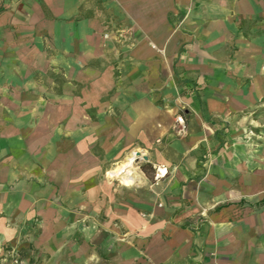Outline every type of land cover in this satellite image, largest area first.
I'll return each mask as SVG.
<instances>
[{"label": "crops", "instance_id": "obj_1", "mask_svg": "<svg viewBox=\"0 0 264 264\" xmlns=\"http://www.w3.org/2000/svg\"><path fill=\"white\" fill-rule=\"evenodd\" d=\"M3 29L1 239L40 204L86 218L69 264H264V0H12Z\"/></svg>", "mask_w": 264, "mask_h": 264}, {"label": "rangeland", "instance_id": "obj_2", "mask_svg": "<svg viewBox=\"0 0 264 264\" xmlns=\"http://www.w3.org/2000/svg\"><path fill=\"white\" fill-rule=\"evenodd\" d=\"M11 2L12 0H0V18L2 17L3 22ZM5 32V29L0 32V39L2 41L4 40ZM4 50V46H0V59L3 61L1 64L5 66L6 58L3 55ZM34 76L37 77V73ZM5 78V71L1 69L0 84L3 83ZM4 109L5 102L0 98V112ZM250 110V118H252L254 123L251 126L253 127V131H248V136L252 138H264V103H256ZM0 120L6 121V117L1 116ZM106 174L107 172L104 170L101 171L103 178L106 177ZM110 180H114L113 183L115 185H122L117 179ZM33 198L35 200L36 196L34 195ZM51 202V206H53V200ZM40 208L43 207L38 204L31 209L33 213L27 220L18 224V229L14 232L13 236L7 240L0 238V264H69L71 245L77 244L78 247H81L85 244L89 227H87L84 215L80 216V223L76 229L69 230L62 227V236L57 238L56 234L60 233V230H54L53 227L50 230L43 228V219L39 212ZM92 227L95 226L93 225ZM44 237L47 238L44 239Z\"/></svg>", "mask_w": 264, "mask_h": 264}, {"label": "bare ground", "instance_id": "obj_3", "mask_svg": "<svg viewBox=\"0 0 264 264\" xmlns=\"http://www.w3.org/2000/svg\"><path fill=\"white\" fill-rule=\"evenodd\" d=\"M136 157L138 153L135 154ZM135 155L131 154L127 156L126 160L116 166L114 169L107 172L106 177L109 179H117L124 186H129L132 184V178L128 175L133 167V162L135 159Z\"/></svg>", "mask_w": 264, "mask_h": 264}, {"label": "built area", "instance_id": "obj_4", "mask_svg": "<svg viewBox=\"0 0 264 264\" xmlns=\"http://www.w3.org/2000/svg\"><path fill=\"white\" fill-rule=\"evenodd\" d=\"M176 123L181 127L180 128V131H184V120H183V117L182 116H178L176 118ZM157 174L161 177H164L166 175V170L165 169H161V170H158L157 169Z\"/></svg>", "mask_w": 264, "mask_h": 264}]
</instances>
